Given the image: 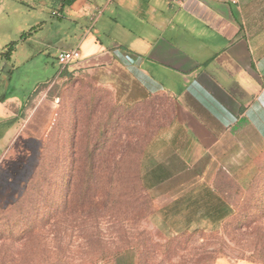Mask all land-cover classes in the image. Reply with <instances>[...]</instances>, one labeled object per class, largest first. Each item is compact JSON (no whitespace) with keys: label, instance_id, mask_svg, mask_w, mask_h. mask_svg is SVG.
Here are the masks:
<instances>
[{"label":"crops","instance_id":"crops-1","mask_svg":"<svg viewBox=\"0 0 264 264\" xmlns=\"http://www.w3.org/2000/svg\"><path fill=\"white\" fill-rule=\"evenodd\" d=\"M76 47L60 73L56 57ZM67 71L140 110V179L162 234L231 217L229 182L246 189L264 152V0H0V163L47 124L42 85Z\"/></svg>","mask_w":264,"mask_h":264},{"label":"rangeland","instance_id":"rangeland-1","mask_svg":"<svg viewBox=\"0 0 264 264\" xmlns=\"http://www.w3.org/2000/svg\"><path fill=\"white\" fill-rule=\"evenodd\" d=\"M48 87L53 115L0 163V264H99L131 249L138 264H264V152L246 189L229 182L227 221L165 236L140 179V110L77 72Z\"/></svg>","mask_w":264,"mask_h":264},{"label":"built area","instance_id":"built-area-1","mask_svg":"<svg viewBox=\"0 0 264 264\" xmlns=\"http://www.w3.org/2000/svg\"><path fill=\"white\" fill-rule=\"evenodd\" d=\"M173 2H180L183 0H169ZM81 58V50L80 48L76 47L69 50L61 51L58 56V63L60 65V73L72 62L77 61Z\"/></svg>","mask_w":264,"mask_h":264},{"label":"trees","instance_id":"trees-1","mask_svg":"<svg viewBox=\"0 0 264 264\" xmlns=\"http://www.w3.org/2000/svg\"><path fill=\"white\" fill-rule=\"evenodd\" d=\"M14 47V45L13 44H11L10 45V47H9V50H8V52H10L11 50H12V48ZM68 72V71H67ZM69 73V72H68Z\"/></svg>","mask_w":264,"mask_h":264}]
</instances>
